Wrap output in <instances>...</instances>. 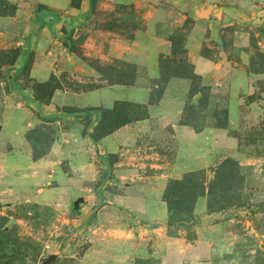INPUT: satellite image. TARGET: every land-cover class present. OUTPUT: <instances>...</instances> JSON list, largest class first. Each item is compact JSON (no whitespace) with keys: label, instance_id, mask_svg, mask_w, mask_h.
I'll use <instances>...</instances> for the list:
<instances>
[{"label":"rangeland","instance_id":"1","mask_svg":"<svg viewBox=\"0 0 264 264\" xmlns=\"http://www.w3.org/2000/svg\"><path fill=\"white\" fill-rule=\"evenodd\" d=\"M189 1L195 7L202 4L219 7L234 5L232 3L237 5L238 15L230 25L223 23L224 18L218 21L210 18L215 24L211 35L207 34L209 41L202 50L207 58L228 63L230 72L208 85L195 72V75L190 74L193 68L187 62L184 40L186 32L189 33L192 28V20L187 18L183 24V19H179L176 14L174 20H180L181 27L169 29L165 33L172 41V51L169 56L160 59L165 75L156 84L145 78L142 85L153 87L154 95L155 91L163 87L168 76L187 77L191 87L180 124L193 126L195 130L216 128L215 125L227 124L228 104L232 98L242 100L241 113L248 112L245 106L249 102L264 100V96L261 97L264 95V24L263 15H257L264 0ZM76 2L73 0L72 4L77 5ZM99 5L96 0L91 12V21L96 27L99 19H102ZM13 12L10 0H0V14L11 15ZM103 20H107L104 23L106 27L112 28L125 39H131L134 31L144 27L143 12L133 6H117ZM81 33L77 34L72 47L66 48L80 61L75 60L74 65L71 60H61L59 55L53 64L55 71L41 66L36 70L33 56L22 52L16 43L17 38L0 37V136H26L34 160L44 158L51 144L56 141V136H67L70 130L73 131L72 126L62 120L74 110L64 105L69 102L70 95L89 91L98 84H134L137 72L133 68L135 66L115 59L85 56L81 48ZM81 61L100 78H87L79 69L74 70V67H81ZM41 72L43 76L39 75ZM244 85L250 90L249 95L243 93ZM32 98L44 106L50 105L52 109L47 110L46 114L45 107L43 112H36L28 101ZM116 103L119 104H116L115 112L106 115L107 119L144 120L142 104ZM256 112L259 113L256 123L238 129L227 124L226 135L236 141L231 154L226 153L224 159L213 166L193 172L187 178L193 185H173L167 192L173 208L169 233L193 239L195 232L205 226L214 260L219 264H264V101L263 108ZM150 126L156 128L152 136L134 137L137 145L130 162L141 176L153 175L156 171L167 172L179 145L176 138L171 136L174 133L170 126L159 124L158 121L150 123ZM87 129L85 121L77 131L87 135ZM98 134L96 131L90 133L92 136ZM209 142L205 140L203 146L209 148ZM53 160L56 161L55 165L43 168L41 184L36 185L30 177L24 176L13 179L11 187L23 193L22 190L30 188V185L34 188L38 186L40 190L63 186V181L70 179L75 186L58 189V192L71 193V206H68L69 202L53 206L41 204L34 201L35 197L25 198L23 194L11 193L7 197H0V264H67L65 256L75 251L80 253L86 247V243L83 245L86 240L84 235H72L73 220L79 214L78 207L83 201L97 194L93 192H97L94 187L99 180L105 179L102 175L103 162L94 150L85 154V157L57 156ZM172 180L175 179H167L166 184ZM189 192L196 195L203 193V197H206L208 213L205 221L197 218L192 206L183 199L182 195ZM57 197L62 201L68 194ZM137 264H158V260L140 261Z\"/></svg>","mask_w":264,"mask_h":264},{"label":"crops","instance_id":"2","mask_svg":"<svg viewBox=\"0 0 264 264\" xmlns=\"http://www.w3.org/2000/svg\"><path fill=\"white\" fill-rule=\"evenodd\" d=\"M72 1L10 0L14 12L0 16V37L17 38L16 43L22 52L33 56L36 70L39 66L51 69L59 55L61 60H71L74 65L75 60L80 61L68 49L82 31L83 54L115 59L135 66L137 72L134 84H98L89 91L70 95L69 102L63 104L74 110L62 120H66L73 131L70 130L67 136H56V141L42 159H33L26 136H0V197H7L11 193L23 194L25 198L35 197L37 203L53 206L69 202L68 206H71V193H60L58 189H71L75 186L73 180H64L63 186L40 190L38 186L34 188L30 185V188L22 190L23 193L11 187V181L27 176L39 185L42 183L43 168L48 169L56 164L54 157H85V154L94 150L103 162L102 175L105 179L99 180L94 187L97 192L93 193H97V196L88 200L86 198L78 207L79 214L73 220L72 235H84L86 240L83 245L86 243V247L80 253L75 251L65 256L67 264H137L151 259L158 260V264H219L214 260L205 226L195 232L192 240L182 235H170L167 227L169 212L163 195L167 179H181L187 173L219 163L226 153L231 154L236 141L226 135L225 129L204 128L197 133L192 127L180 124L191 87L187 77H171L160 100H156L153 95V87H144L142 84L145 78L152 82L161 78L160 59L169 56L172 51V41L165 33L169 29L181 27V21L174 20L176 14L179 19H183V24L187 18L192 20V28L189 33L186 32L184 40L187 62L202 82L208 85L229 73L231 68L228 63L207 58L202 50L209 41L215 24L213 19L218 21L224 18L223 23L230 25L238 15L237 5L232 3L235 6L219 7L202 4L195 7L188 0H97L102 19H99L96 27L91 21V1L77 0V5H73ZM117 6H133L143 12L144 27L134 31L131 39L119 36L104 24L107 20L103 18ZM259 10L257 15H263L264 24V5ZM211 17L213 19L210 21ZM81 64L80 68L74 67V70L79 69L87 78H100L85 62ZM51 70L55 71L54 68ZM39 75L43 76L42 72ZM99 83L102 81L99 80ZM249 91L244 85L243 93L249 95ZM28 101L36 112H43L45 107L46 114L47 110L52 109L50 105L44 106L33 98ZM263 101L258 99L249 102L245 106L248 112L241 113L242 100L232 98L228 104V126L238 129L256 123L259 117L256 110L263 108ZM116 102L144 105L147 118L122 126L94 141L90 133L95 131L101 121L102 110H112ZM85 121L88 125L87 135L77 131ZM156 121L173 129L174 134L171 136L176 138L179 145L167 172L156 171L153 175L141 176L130 162L137 145L134 137L152 136L156 128L150 123ZM204 139L210 141L207 143L209 148L203 146ZM63 194H68V197H61V201L57 196ZM193 213L205 221L208 213L206 197L196 200Z\"/></svg>","mask_w":264,"mask_h":264},{"label":"trees","instance_id":"3","mask_svg":"<svg viewBox=\"0 0 264 264\" xmlns=\"http://www.w3.org/2000/svg\"><path fill=\"white\" fill-rule=\"evenodd\" d=\"M91 1V11L94 10V7H95V1L96 0H90ZM3 15H6V14H0V16H3ZM183 64H185V67L187 66V63L184 62ZM184 67V69H185ZM135 68V67H133ZM187 68V67H186ZM160 70H161V78L165 75V71L164 69L162 68V65H161V60H160ZM191 75H195L194 74V71L192 70L190 72ZM171 77H180L179 75H170L168 76V78L166 80H164L163 82V87L158 90V91H155L154 93V96L156 98V100H160V98L162 97L163 93H164V89H165V86L168 82V80L171 78ZM160 78V79H161ZM155 84L157 83V81L154 82ZM190 92V91H189ZM38 101V100H37ZM116 104H119V103H115L114 107L112 110H102V114H101V121L99 122V124L96 126L95 128V131L98 132L99 134L96 136H92V138L94 139V141H97L98 139L102 138V137H105L109 134H111L112 132H114L115 130H117L118 128L122 127V126H125L129 123H132V122H135V121H140L142 119H112V120H109L107 119V116L106 115H109V114H113L116 110ZM141 106V105H139ZM144 108V119L147 118V112H146V107L143 105L142 106ZM119 114H114V116H118ZM181 125H185V126H190V125H187V124H181ZM193 127V126H192ZM216 128H221V129H226L227 128V124L224 123V124H220V125H215ZM194 131L197 132V133H200L203 129H200V130H195V127H193ZM193 175V172L191 173H188V175H184V177L181 179V180H172L168 183L166 189H165V192H164V195H163V199L164 201L166 202L167 204V208H168V212H169V218H168V222H167V227L168 229L171 228V223H170V219H171V213H172V206H171V202L170 200L168 199L167 197V192H168V189L169 187L171 188L173 185H178V186H181V185H185V184H192L193 185V182H191L190 180H188L187 178L191 177ZM182 195V194H180ZM203 193L201 194H194V193H188L187 195L184 194V196L182 195L183 199L185 201H188L189 202V205L192 206V208L194 207V204L196 202V200L199 198V197H203ZM179 206V205H177ZM186 207V206H185ZM171 236H177L179 234H170ZM186 239L188 240H192V238L190 237H186Z\"/></svg>","mask_w":264,"mask_h":264}]
</instances>
